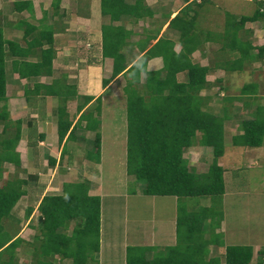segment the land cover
<instances>
[{
    "label": "trees",
    "instance_id": "16d2710c",
    "mask_svg": "<svg viewBox=\"0 0 264 264\" xmlns=\"http://www.w3.org/2000/svg\"><path fill=\"white\" fill-rule=\"evenodd\" d=\"M251 1L254 7L250 14L240 13L236 16V13L225 8L222 10L221 25L214 26L218 24L215 20L207 27H198L197 18L200 12H207L208 7L218 11L217 1L191 0L185 3L168 21L169 26L178 32L177 43L180 47L176 53L172 51L173 43L160 37L145 49L149 39L154 37L153 34L147 35L141 42V55L146 61L153 56H159L162 60L161 68L150 71L147 78L137 70L133 62L126 67L121 53L125 43L123 29L109 24L101 25L100 53L102 57L111 58L110 76L101 79V85L104 86L118 74L124 78L121 87L125 113L124 170L135 181L142 183L141 193L173 196L177 201L180 198L208 197L210 202L224 193V167L217 162L224 150L223 124L229 118L227 111L234 99L241 100L242 108L253 104L257 97V84L252 81L243 83L236 96L222 94L219 100L220 113L216 114L209 110L208 104L212 94L222 92L225 87L221 84V78L207 80L206 73L213 67L225 73L243 71L253 62L264 60V39L252 45L249 40L250 29L244 27L245 23L264 21V0ZM121 2L100 0L101 15H108L111 21L118 19L121 14L139 16L138 11L143 8L142 0H133L132 7L122 5ZM57 3L58 0H51L54 10H57ZM15 4L22 5L21 9L31 14L28 2H15L13 6ZM15 26L21 29L23 47L15 41H6L0 26V178L3 162L19 166L15 145L20 135V120H9L3 104L5 55L10 53L24 56L36 47L39 48L38 60L34 63H12L20 77L47 73L53 56L52 29L38 28L22 19ZM205 40L217 46L212 52L215 59L213 66H200L189 59L190 54L199 49ZM42 43L46 47L40 48ZM179 71L185 72L184 81L175 79ZM212 89L213 92L209 94L202 93L203 90ZM23 94L55 97L58 101L57 142L60 143L63 138H72L74 125L71 126L65 102L75 95L73 85H65L60 79H55L49 84H34L30 89L25 88ZM91 99V96H82V102L76 109H81ZM99 105L100 96H96L92 106L96 114ZM91 111L81 112L78 119L84 120V129L95 131L94 151L90 152L88 158L98 160L99 133L95 129L96 119L92 117ZM249 114L250 118L240 121L239 133L230 136L231 145L260 146L264 134V104L253 105ZM193 144L210 148L211 158L203 172L189 170L187 160L182 155L184 149ZM47 160L50 164L53 161L50 157ZM31 176L28 174L27 177ZM26 183L25 179L11 175L0 184V264H16L15 251L22 244L31 248V264H53L54 258L67 259L69 264H95L92 254L99 248L100 202L97 195L88 193L89 181L64 182L59 194L42 195L36 206V223L26 225L30 233L29 240L17 235L13 225L18 220L11 216V210L18 199L26 193ZM31 211L32 207L26 205L24 219ZM207 218L211 220L207 223L209 236L205 237L202 224ZM221 218V211H213L211 203L198 206L193 211H187L176 204L173 244L161 248L126 246L123 264H248L252 250L246 244L225 245L221 263L216 256H209V248L220 245V233L215 229L219 227ZM146 252L151 253L149 257H146ZM262 254L264 251L258 252L255 264L263 263Z\"/></svg>",
    "mask_w": 264,
    "mask_h": 264
},
{
    "label": "crops",
    "instance_id": "0c3cea01",
    "mask_svg": "<svg viewBox=\"0 0 264 264\" xmlns=\"http://www.w3.org/2000/svg\"><path fill=\"white\" fill-rule=\"evenodd\" d=\"M23 1L30 4L31 14L26 9H21L22 5H18L17 7L21 9L20 12H24L26 15L14 20H10L9 18L3 19V23L0 24L3 38L6 41H15L19 46L23 47L24 44L20 39L21 29L15 26L16 22L22 19L38 28L46 27L52 29L51 47L53 51L47 73L42 72L28 77L18 76L12 67V63L14 61L34 63L38 60L39 48L36 47L30 54L24 56L7 53L4 58L5 101L3 104L9 120H20V135L15 145L19 166L14 167L12 163L3 162L1 178L7 175L6 172L14 171L18 174L17 178L26 180L27 183L24 186L26 193L18 199L16 206L11 210V216L15 219H18V215L23 217L25 206L30 205L32 211L25 219L27 220V225L32 214L36 212V206L41 196L44 194H59L64 182H75L86 179L90 183L89 193H96L91 195H98V197L101 194L100 190H102L104 183L101 173L102 134L105 129L102 126V115L105 107L102 97L105 92H108L111 97L124 96L121 92V87L124 84V78L121 74L110 78L104 86L101 85V79L109 78L111 72V58L102 57L100 53L101 25L109 24L112 27L117 26L123 29L125 43L121 48V53L127 67L137 56L143 53V51H140V46L147 35L153 34L154 37L149 39L145 49L149 48L160 37L173 43V52L176 53L179 50L180 45L177 43L178 32L175 28L169 26L168 21L175 15L178 9L191 0H142L143 8L138 11L139 16L121 14L118 19L112 21L109 20L108 15H101L100 0H58L57 10L52 8L51 0H8L10 11L14 12L15 6H13V3ZM121 3L122 5L132 7L133 0H122ZM212 13H215L213 9H208L207 12H200L201 15L197 18L200 27H207L213 24L215 19H213L214 17L211 18ZM205 21L208 24H204ZM221 23L222 21H220V25ZM11 34H14L15 38L7 37V35ZM250 43L254 45V43ZM44 47L46 45L42 43L40 48ZM216 47V44L205 40L199 49L194 50L190 54V62L197 63L200 66H213L214 61L212 59L214 55L212 52ZM6 48L5 46V52H7ZM7 64L10 72L9 70H5V66L8 69ZM147 65L154 66L156 70H159L162 66V60L159 56H153L147 59ZM9 73L11 76H8ZM220 73L226 74L220 68L213 67L207 71L206 79L211 81L214 78H221ZM55 79H60L65 85H73L75 90V95L69 97L70 99H67L65 102L71 126L74 125L72 138L67 140L63 138L60 143L57 142L56 136L57 99L53 96L23 94L25 88L30 89L34 84H49ZM175 79L177 81H184L185 72H177ZM84 95L91 96L92 99L81 109L77 110L76 106L81 104L82 96ZM96 96H100L98 114L92 108ZM118 108L119 112L117 116H113L114 112L112 111V122L109 123L108 129L105 130H110L108 137L110 136L113 141L111 146L115 147L119 144V147L115 148L119 151L123 143L125 145L124 103L123 105H119ZM89 109L92 110V117L96 119L95 129L99 133L98 160L88 158L90 152L94 151L93 137L95 131L84 129V120L78 119L81 112ZM29 132L31 133L30 138L28 137ZM111 151L113 150L111 149ZM49 157L53 160L51 164L47 160ZM89 163H92V165L88 166ZM122 163L124 169V160ZM119 172L115 174L117 178L114 179L112 177L111 181L113 186L121 189L120 187L127 185V182L133 181V176L127 175L124 172L121 181L118 176ZM28 174L32 176L27 177ZM119 183L122 184L119 185ZM128 194H134V190ZM19 205L23 209H20ZM15 213L16 215H14ZM26 225L24 226L25 228L21 227L17 230V235L21 236L24 240H29V238L27 239L23 235V232L26 233L27 231ZM173 228L174 221L171 220V229ZM158 235L159 238L164 240V243H157L153 239L151 245L147 246L162 247L173 244L170 241L172 240L170 231L168 232V230L165 231L161 228ZM125 247L126 243L122 240L119 246V249H122V254ZM102 248L99 244V252H96L99 257ZM251 250L252 255L250 260L252 261H256L259 251H264L260 247L254 248L252 246ZM261 257L264 260V254ZM121 259V264H123V255ZM15 263L21 264L18 262V259L15 260ZM101 263L102 261L99 259V264ZM262 264H264V261Z\"/></svg>",
    "mask_w": 264,
    "mask_h": 264
},
{
    "label": "rangeland",
    "instance_id": "374dc122",
    "mask_svg": "<svg viewBox=\"0 0 264 264\" xmlns=\"http://www.w3.org/2000/svg\"><path fill=\"white\" fill-rule=\"evenodd\" d=\"M216 1L218 11H214L215 13H212L211 18L218 19L219 25L223 19V9L226 8L229 12L236 13V16H238L240 13L250 14L254 7V3L251 0L244 2L242 0ZM14 6V12H11L8 0H0V24L3 23V19L14 20L26 15L24 12H20L21 9L17 7V4ZM208 8L212 10L211 7ZM207 21L204 24H208ZM196 22L198 24V19ZM218 24H214V26H218ZM197 26L199 27V25ZM244 27L250 29V42L254 44L262 42L264 39V21L245 23ZM215 30L219 31V29ZM7 37L15 38V35L11 34L7 35ZM212 61H215V59L213 58ZM7 68L5 66V70L10 72L8 64ZM8 76H11L10 73ZM220 76L221 84L225 89L218 94H212L208 105L211 112L219 114V100L222 94L236 96L239 87L246 82L252 81L257 84V97L251 106L243 108L241 107V100L234 99L228 108L229 118L223 124L224 150L222 156L217 159L218 164L224 167V193L213 199L212 202L208 200V197L180 198L177 201L173 196L145 195L141 193L142 183L134 179L127 182V185L120 187L121 189L113 186L112 177L114 179L117 178L115 174L120 171L118 176L122 181L121 177L125 172L122 163L125 155L124 143L120 147L121 150L115 149L119 147V144L115 147L111 146L113 141L110 136V138L108 137L110 130L106 131L105 129H108L113 116H117L119 112L118 106L123 105L124 96L111 97L108 92L103 95V105L105 107L102 115V126L105 129L102 134L101 173L104 183L99 196L100 225L98 234L99 244L103 248L100 257L96 253H94L95 255L92 254L95 264H99V259L102 261L101 264H121V257L123 255L124 258L125 254V251L122 254V249H119L122 240L126 243V246L151 245L153 239L157 243H164V240L159 238L158 235L161 228L165 231H170L172 239L170 241L174 242V228L171 229V220L174 221L175 218L176 204L187 211H193L198 206H207L211 203L213 211H221L222 218L219 227L215 229L216 232L220 233V245L209 248V256H216L220 263L222 262V253L225 245L246 244L254 248L260 247L264 249V134L258 147H242L230 144V136L239 133L238 125L241 120L250 118L249 110L253 105L264 104V60L262 62H253L250 67L245 68L243 71L220 73ZM213 90H205L204 93L209 94ZM112 111L114 112L113 116ZM182 155L187 160V168L196 172L205 171L211 158L210 148L196 144L185 148ZM91 165L92 163L88 164V166ZM6 174L3 178H0V183L11 175L18 176L17 172L14 171L6 172ZM121 184L119 183V185ZM133 190L134 194H128L130 191L133 192ZM91 194L96 193L91 192ZM19 206L20 209H23L21 205ZM36 215V212L32 214L28 221L29 224L34 225L36 223ZM20 216L18 215V222H14L13 225L16 230L21 227L25 228L24 226L26 225L27 220ZM210 220V218H207L202 224L205 237L209 236L207 223ZM7 222L5 221V223ZM152 229L153 233L151 234ZM23 235L28 239L29 230L26 233L23 232ZM157 248H161V246ZM30 249V246L26 244H22L17 248L15 256L18 262L31 264ZM150 254V252H146V257H149ZM54 259L53 264H69L67 259H64L65 261ZM29 260L30 262H28ZM254 261L250 260L248 264H255Z\"/></svg>",
    "mask_w": 264,
    "mask_h": 264
},
{
    "label": "clouds",
    "instance_id": "9594fccd",
    "mask_svg": "<svg viewBox=\"0 0 264 264\" xmlns=\"http://www.w3.org/2000/svg\"><path fill=\"white\" fill-rule=\"evenodd\" d=\"M133 64L137 68V70L139 72H141L145 76V78H147L148 73L150 71H155L156 70L154 66H148L147 65L146 58L144 56H142V55L137 56L135 58V60L133 61Z\"/></svg>",
    "mask_w": 264,
    "mask_h": 264
}]
</instances>
